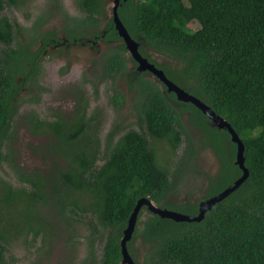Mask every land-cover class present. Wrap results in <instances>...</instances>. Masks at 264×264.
<instances>
[{"label": "trees", "instance_id": "16d2710c", "mask_svg": "<svg viewBox=\"0 0 264 264\" xmlns=\"http://www.w3.org/2000/svg\"><path fill=\"white\" fill-rule=\"evenodd\" d=\"M9 1L17 4V0ZM76 2L87 16L78 18L79 26L72 34L93 32L100 37L97 29L107 16L108 1ZM5 3L0 0V44L10 45L15 32L12 22L1 16ZM119 15L134 39L146 40L151 49L179 61L182 66L175 70L154 63L235 128L245 144V165L250 171L248 179L201 221H175L152 211L143 229L137 221L133 235L139 232L150 244L144 264H264V0H127L121 2ZM193 21L200 24L196 30ZM105 26L106 38L121 43L102 60L103 81L124 77L129 62L136 63L127 54L113 18ZM37 58L26 46L22 52L7 54V65L0 64V150L12 137L9 131L18 110L16 100L23 89L18 78L25 73L27 81H37L42 67ZM146 75L141 73L135 80L146 133L115 123L102 138L88 115L84 97L77 101L71 117L59 112L55 120L47 121L33 115L36 129L53 137L55 151L67 166L33 178L18 170L21 181L32 185L29 192L13 189L0 178V264H5L1 243L8 240L12 228L19 232L30 225L34 229L32 223L37 220L39 230L46 228L52 234L46 227L47 214L42 213L46 206L55 207L61 215L68 211L73 216L83 210L98 220L107 230L101 264L122 263L121 240L141 198L147 197L161 208L197 215V203L175 206L167 201L174 185L165 166L168 157L162 163L157 147L176 152L186 138L187 149L176 169V178L184 177L201 150L182 124L185 115L202 133L201 147H211L220 161L218 174L209 178L207 198L242 175L235 162L237 145L228 129L213 125L193 103L178 100L165 84L166 92ZM170 99L182 106L177 109ZM113 100L118 108L126 104L120 91ZM103 141L107 153L99 166ZM101 234L104 236L97 226L89 240L93 263L94 246ZM132 257L136 261L134 254Z\"/></svg>", "mask_w": 264, "mask_h": 264}, {"label": "rangeland", "instance_id": "374dc122", "mask_svg": "<svg viewBox=\"0 0 264 264\" xmlns=\"http://www.w3.org/2000/svg\"><path fill=\"white\" fill-rule=\"evenodd\" d=\"M107 1V16L97 29L102 37L94 38L93 32H86L82 36L72 34L79 26L78 18L87 16L76 0H17L16 5L6 0L1 16L12 22L15 36L10 45L0 44V64L7 65V54L22 52L27 46L38 57V63L42 66L41 73L33 84L27 81L25 73L19 76L23 89L16 100L18 110L9 131L12 137L4 141L0 150V178L13 189L23 188L27 192L32 189L30 183L21 181L18 170L25 177L33 178L67 166L61 153L55 151L53 137L36 129L32 122L33 115L47 121L55 120L59 112L71 117L76 110L77 101L84 97L88 115L98 125L102 138L115 123L146 133L136 101L135 80L141 75L138 64L129 62L124 77L119 75L115 79L107 77L108 79L101 80L103 58L112 47L121 43L113 38H106L108 30L105 25L113 16L114 5V0ZM191 25L193 30L200 27L197 21H193ZM138 42L140 50L151 61L171 70L182 66L179 61L151 49L146 40L140 39ZM127 54L131 55L129 52ZM146 77L163 88L164 85L153 74L147 73ZM163 90L166 92L164 88ZM117 91L123 92L126 97V104L122 108H118L113 100ZM170 101L177 109L182 106L177 99ZM187 117L188 115L183 117L182 124L194 136L201 150L184 177L176 178V169L187 149L186 138L183 137L176 152L169 151L166 146H157L161 162L168 157L165 166L170 171L174 188L169 192L167 201L175 206L199 204L205 200L210 189L209 178L217 175L220 170L216 153L211 147H201L202 133ZM104 141L102 157L96 163L99 166L107 153ZM165 148L167 149L164 150ZM149 211L148 208L141 211L137 224L139 228L143 229V223L151 216ZM42 213L47 214L46 227L52 230V234L46 228L39 230L37 220L32 223L34 229L30 225L22 227L19 232L12 228L8 240L1 243L5 248V264H101L107 230L100 226L92 214L80 210L73 213V216L68 211L61 215L52 206L43 207ZM97 226L103 230L104 236L101 234V239L95 243L96 259L93 263L89 258V240ZM130 246V252L135 255L137 263L144 264L150 244L144 242L139 232L135 231Z\"/></svg>", "mask_w": 264, "mask_h": 264}, {"label": "water", "instance_id": "95a60500", "mask_svg": "<svg viewBox=\"0 0 264 264\" xmlns=\"http://www.w3.org/2000/svg\"><path fill=\"white\" fill-rule=\"evenodd\" d=\"M122 1L127 0H114L112 17L115 23V27L119 35L123 38L128 52L132 55L133 59L138 63V70L148 71L153 74L162 84H165L169 92H174L176 98L183 102H191L198 107L204 114H206L213 125L219 128H227L231 134V140L237 145V153L235 162L242 170V175L235 180L234 184L227 187L223 191L216 195L206 198L199 203V213L197 215H190L167 208H161L157 206L151 199L143 197L138 200L128 222L126 229L124 230V236L121 240L122 249V263L121 264H138L133 259L129 248L128 241L132 239L133 232L135 230L140 211L144 206L154 213L159 214L163 218H171L175 221H201L207 211L211 210L219 201L226 198L229 194L237 190L249 177L250 171L245 165V144L235 128L220 114H218L211 106H209L202 99L194 94L188 92L185 88L181 87L170 79L162 68H159L154 62L140 51V44L138 40L134 39L127 29L126 25L122 21L119 15V6Z\"/></svg>", "mask_w": 264, "mask_h": 264}, {"label": "flooded vegetation", "instance_id": "af4514ba", "mask_svg": "<svg viewBox=\"0 0 264 264\" xmlns=\"http://www.w3.org/2000/svg\"><path fill=\"white\" fill-rule=\"evenodd\" d=\"M96 38H99L98 37V35H94ZM100 37H102V35L100 36ZM138 64V63H137ZM101 67H102V63H101ZM144 72H146V71H143V72H141V73H144ZM148 73V72H147Z\"/></svg>", "mask_w": 264, "mask_h": 264}, {"label": "clouds", "instance_id": "9594fccd", "mask_svg": "<svg viewBox=\"0 0 264 264\" xmlns=\"http://www.w3.org/2000/svg\"><path fill=\"white\" fill-rule=\"evenodd\" d=\"M113 18V17H112ZM124 41V40H123ZM127 48V47H126ZM144 55V54H143ZM132 56V55H131ZM149 58V57H148ZM150 60V59H149ZM151 61V60H150ZM136 62V61H135ZM137 63V62H136ZM156 64V63H155ZM160 68V67H159ZM148 72V71H147ZM148 73H150V72H148ZM166 73V72H165ZM168 76V75H167ZM169 77V76H168Z\"/></svg>", "mask_w": 264, "mask_h": 264}]
</instances>
